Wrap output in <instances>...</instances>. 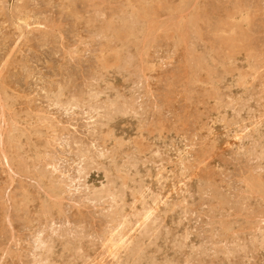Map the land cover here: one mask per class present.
Listing matches in <instances>:
<instances>
[{
	"label": "rangeland",
	"instance_id": "374dc122",
	"mask_svg": "<svg viewBox=\"0 0 264 264\" xmlns=\"http://www.w3.org/2000/svg\"><path fill=\"white\" fill-rule=\"evenodd\" d=\"M0 264H264V0H0Z\"/></svg>",
	"mask_w": 264,
	"mask_h": 264
},
{
	"label": "bare ground",
	"instance_id": "6f19581e",
	"mask_svg": "<svg viewBox=\"0 0 264 264\" xmlns=\"http://www.w3.org/2000/svg\"><path fill=\"white\" fill-rule=\"evenodd\" d=\"M234 34V33H233ZM208 65V64H207ZM126 143V142H125ZM153 252V251H152Z\"/></svg>",
	"mask_w": 264,
	"mask_h": 264
}]
</instances>
